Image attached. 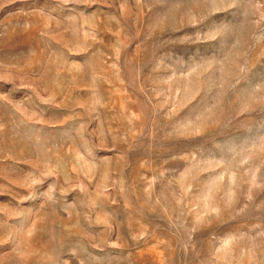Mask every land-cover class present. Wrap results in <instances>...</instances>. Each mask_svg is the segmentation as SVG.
<instances>
[{"label": "rangeland", "instance_id": "obj_1", "mask_svg": "<svg viewBox=\"0 0 264 264\" xmlns=\"http://www.w3.org/2000/svg\"><path fill=\"white\" fill-rule=\"evenodd\" d=\"M0 264H264V0H0Z\"/></svg>", "mask_w": 264, "mask_h": 264}]
</instances>
